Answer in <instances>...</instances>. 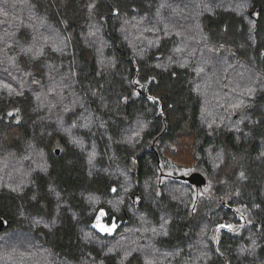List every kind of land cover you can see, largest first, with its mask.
Returning <instances> with one entry per match:
<instances>
[{"label":"trees","instance_id":"16d2710c","mask_svg":"<svg viewBox=\"0 0 264 264\" xmlns=\"http://www.w3.org/2000/svg\"><path fill=\"white\" fill-rule=\"evenodd\" d=\"M0 217V264H264V0H0Z\"/></svg>","mask_w":264,"mask_h":264},{"label":"water","instance_id":"95a60500","mask_svg":"<svg viewBox=\"0 0 264 264\" xmlns=\"http://www.w3.org/2000/svg\"><path fill=\"white\" fill-rule=\"evenodd\" d=\"M56 153L59 155L60 150L57 149ZM179 180L186 181L189 184L195 186L198 189H202L207 185V177L201 172H193L189 175H180L177 177ZM9 226V222H7L4 218L0 217V232L4 231Z\"/></svg>","mask_w":264,"mask_h":264},{"label":"rangeland","instance_id":"374dc122","mask_svg":"<svg viewBox=\"0 0 264 264\" xmlns=\"http://www.w3.org/2000/svg\"><path fill=\"white\" fill-rule=\"evenodd\" d=\"M185 175H188V174H185ZM204 189H206L205 187H203ZM203 189V190H204ZM208 190V189H207ZM230 229L232 230V231H235V228L234 227H230Z\"/></svg>","mask_w":264,"mask_h":264},{"label":"snow or ice","instance_id":"6c2138e0","mask_svg":"<svg viewBox=\"0 0 264 264\" xmlns=\"http://www.w3.org/2000/svg\"><path fill=\"white\" fill-rule=\"evenodd\" d=\"M229 227H231V226H229Z\"/></svg>","mask_w":264,"mask_h":264}]
</instances>
